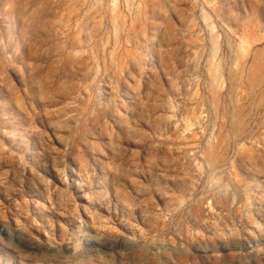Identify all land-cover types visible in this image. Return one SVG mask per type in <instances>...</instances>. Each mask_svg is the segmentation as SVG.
Returning a JSON list of instances; mask_svg holds the SVG:
<instances>
[{
  "label": "rangeland",
  "instance_id": "obj_1",
  "mask_svg": "<svg viewBox=\"0 0 264 264\" xmlns=\"http://www.w3.org/2000/svg\"><path fill=\"white\" fill-rule=\"evenodd\" d=\"M0 264H264V0H0Z\"/></svg>",
  "mask_w": 264,
  "mask_h": 264
}]
</instances>
